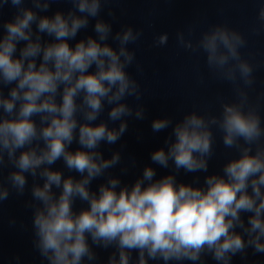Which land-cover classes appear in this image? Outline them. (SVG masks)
<instances>
[{"label":"clouds","instance_id":"obj_1","mask_svg":"<svg viewBox=\"0 0 264 264\" xmlns=\"http://www.w3.org/2000/svg\"><path fill=\"white\" fill-rule=\"evenodd\" d=\"M60 2L71 7L46 14ZM110 2L0 0V207L13 193L30 192L25 207L32 211V247L47 264H205L209 256L216 264H232L237 255L247 260L249 249L264 254V119L259 98L249 95L256 66L241 54L247 39L226 23L210 25L197 39L195 25L176 32L178 46L202 52L211 75L230 83L235 99L221 100L219 115L192 110L175 122L168 115L154 118L153 133L171 132L129 185L109 170L123 164L127 173L136 159L123 162L124 145L106 158L101 146L121 140L128 118L146 119L141 85L127 71L133 64L142 71L129 45L143 29L122 25L114 32L100 15ZM5 5L15 9L8 20ZM108 15L115 19L113 11ZM256 20L250 31L260 35L264 3ZM92 21L95 35L77 40ZM168 41L169 34L160 33L153 47ZM214 129L223 146L239 155L224 163L222 174L205 175L202 186L198 176L179 182L181 170L208 173ZM58 161L78 175L55 169ZM152 165L172 171L157 178ZM101 177L105 182L93 190ZM77 200L87 207L74 210ZM97 248L113 251L101 262ZM15 260L19 264L20 257Z\"/></svg>","mask_w":264,"mask_h":264}]
</instances>
